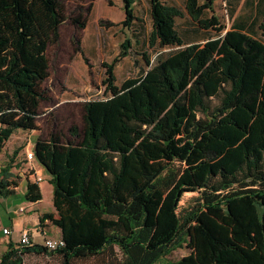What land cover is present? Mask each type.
I'll return each instance as SVG.
<instances>
[{
  "label": "trees",
  "instance_id": "1",
  "mask_svg": "<svg viewBox=\"0 0 264 264\" xmlns=\"http://www.w3.org/2000/svg\"><path fill=\"white\" fill-rule=\"evenodd\" d=\"M138 1L123 0V28L140 21ZM146 1L155 61L144 54L147 69L117 86L115 67L133 47L126 39L105 65V98L84 105L83 133L73 126L65 143L56 134L33 149L56 211L40 222L60 229L65 246H17L0 264L33 254L56 264H162L180 249L189 254L167 264H264V42L255 33L264 37V20L227 30L205 18L214 0H187L185 12ZM184 13L192 23L180 33ZM67 20L85 27L65 0H0V156L16 132L39 130L48 50ZM20 151L1 168L3 197L19 187ZM186 193L198 196L185 208ZM42 199L28 181L25 200Z\"/></svg>",
  "mask_w": 264,
  "mask_h": 264
},
{
  "label": "rangeland",
  "instance_id": "2",
  "mask_svg": "<svg viewBox=\"0 0 264 264\" xmlns=\"http://www.w3.org/2000/svg\"><path fill=\"white\" fill-rule=\"evenodd\" d=\"M65 6L68 14L80 18L85 27L81 29L71 20H67L60 28L59 42L49 47L50 75L41 87L46 92V100L42 103L39 116V139L46 141L51 135L58 134L63 143L71 139L69 131L73 126L78 128L79 135L83 133L84 105L89 101L105 98L107 87L104 84L107 78L105 65L112 64L119 56L120 46L126 39L131 40L133 47L130 56L122 59L115 67L117 86L128 79L139 77L140 72L147 69L144 54L150 57L151 63L155 61L157 55L147 43L151 21L147 2L144 0H139L135 4V13L140 21H135L130 29L121 25L125 20L123 0H65ZM185 27L184 19L178 21L177 29L180 33ZM255 33L264 42V37L258 29ZM172 50L174 49L164 52ZM28 141L29 134L17 132L6 145L4 154L0 156L1 169L12 157L13 152L21 148L17 162L22 168H15L14 164L12 169V173L21 178L20 181L35 171L28 165L26 159L28 150H31L25 148ZM41 189L43 193L41 207L53 210V194L47 181H43ZM197 196L186 193L180 205L185 208L193 205ZM25 201L24 197L15 198L17 207ZM188 254L186 249L177 250L165 258L162 264L177 261Z\"/></svg>",
  "mask_w": 264,
  "mask_h": 264
},
{
  "label": "crops",
  "instance_id": "3",
  "mask_svg": "<svg viewBox=\"0 0 264 264\" xmlns=\"http://www.w3.org/2000/svg\"><path fill=\"white\" fill-rule=\"evenodd\" d=\"M144 1L147 2L146 0ZM163 1L169 5L176 6L185 12V4L187 0ZM205 2L206 0H200V4H204ZM147 8L149 12L148 3ZM213 9V13L206 14L205 18H210L211 16L217 17L222 24L228 25L226 26L227 30H230L237 25H260L264 20V0H214ZM184 22L192 23L186 13H184ZM184 30H186V27ZM200 33L204 32L201 31ZM26 133L29 134V141L25 148L31 149L28 150V152H30L33 151L36 142L39 140V130ZM17 160L18 159H16L15 162V168L18 167V169H21L22 166L19 165ZM33 163L34 162L28 161V165H31L35 171L26 179L20 181L19 187L16 189V193L14 195L8 197L0 195V261L2 256L10 249L17 248L23 233H28L35 245H43L46 239H60L62 236L61 230L51 225L49 221H45L44 223L40 222L42 215L56 213L54 205L53 210H45L41 207V203L43 201L42 199L37 203L25 201L20 204L19 207L16 206L15 198L18 196L25 198L27 183L28 181L34 183L35 176L42 177L43 181H47L49 190L53 194V187L49 184L50 176L36 161L35 163L37 166ZM24 171L28 170L25 169ZM20 176H22V174H20ZM43 181L38 184L41 193ZM21 208L25 209L23 213L19 212V209ZM4 229H8L10 231V235H4ZM25 264H56V260L53 259L52 256L39 257V255L33 254L26 256Z\"/></svg>",
  "mask_w": 264,
  "mask_h": 264
},
{
  "label": "built area",
  "instance_id": "4",
  "mask_svg": "<svg viewBox=\"0 0 264 264\" xmlns=\"http://www.w3.org/2000/svg\"><path fill=\"white\" fill-rule=\"evenodd\" d=\"M26 159L29 162L35 161L34 151L28 152L27 155H26ZM42 181H43L42 177L35 176V180H34L35 184L38 185ZM24 211H25V209H23V208L19 209L20 213H23ZM3 233H4V235H10V231L8 229H4ZM33 245H34V243L31 240L29 234L28 233H23L21 238H20V240H19L18 246L27 248V247H31ZM43 246L49 252H56L59 249L63 248L65 246V244H64V242H63V240L61 238L60 239H46L44 241V243H43Z\"/></svg>",
  "mask_w": 264,
  "mask_h": 264
}]
</instances>
